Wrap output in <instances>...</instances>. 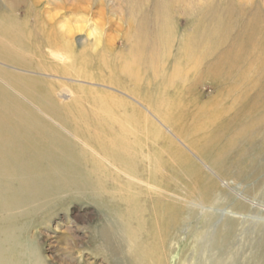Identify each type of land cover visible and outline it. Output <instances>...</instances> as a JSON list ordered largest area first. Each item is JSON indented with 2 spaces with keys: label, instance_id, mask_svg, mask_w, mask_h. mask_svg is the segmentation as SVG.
I'll list each match as a JSON object with an SVG mask.
<instances>
[{
  "label": "rangeland",
  "instance_id": "1",
  "mask_svg": "<svg viewBox=\"0 0 264 264\" xmlns=\"http://www.w3.org/2000/svg\"><path fill=\"white\" fill-rule=\"evenodd\" d=\"M163 1L0 0V113L67 163L10 264H264V0Z\"/></svg>",
  "mask_w": 264,
  "mask_h": 264
},
{
  "label": "bare ground",
  "instance_id": "2",
  "mask_svg": "<svg viewBox=\"0 0 264 264\" xmlns=\"http://www.w3.org/2000/svg\"><path fill=\"white\" fill-rule=\"evenodd\" d=\"M5 1L11 6H18L20 2V0H5ZM130 1L132 2V0ZM154 3L155 6L157 7V11L156 13H154V15L156 17L163 16V14L167 12L166 10L167 6L165 5L164 1L154 0ZM162 30L163 28L161 26L160 31ZM142 48L143 46L136 48L137 50H135L133 54L135 56L140 55L141 53L140 50ZM56 49L64 50L67 52L70 50V46L68 44L67 46L63 44L62 46ZM241 50L242 49H239V51ZM2 70H4L3 67ZM1 72L2 71H0V73ZM8 112L9 113L7 114L0 113V264H10L9 263L10 257L7 253L8 249L3 244L8 239L10 234L14 231L13 229L14 224L12 222L15 217L14 211L17 208L24 206L30 198L35 196L34 194L39 193V190L42 187L46 186L47 181L51 179L52 181H55V179L52 176L55 175V172H58L61 165H67L66 162L64 161L62 162V155H61L62 153H60L62 147H64L65 145V141H64L65 138L64 136H62V138L59 139L61 135H60V131L55 126L56 124L54 125L51 120L44 119L39 115L22 114L13 110ZM61 123L64 124L63 122ZM13 180L15 182L17 181L16 182L17 185L15 186L13 185ZM128 223L130 222L128 221ZM129 225L131 226V224ZM133 230L135 231L136 229H132V231ZM149 244L147 241V245ZM138 245L139 244H137V246ZM144 249L145 246L142 250ZM19 253L21 254L22 252ZM36 255H38V253ZM22 257L24 256L22 255ZM36 261L34 260L33 264H35Z\"/></svg>",
  "mask_w": 264,
  "mask_h": 264
}]
</instances>
